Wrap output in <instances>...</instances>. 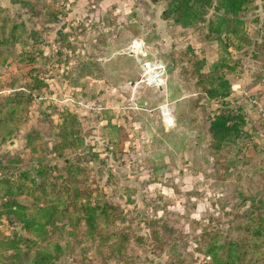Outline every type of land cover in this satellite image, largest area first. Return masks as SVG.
I'll return each mask as SVG.
<instances>
[{"label":"rangeland","instance_id":"obj_1","mask_svg":"<svg viewBox=\"0 0 264 264\" xmlns=\"http://www.w3.org/2000/svg\"><path fill=\"white\" fill-rule=\"evenodd\" d=\"M108 1L99 9V0H0V41L4 43L0 44V118L13 109L6 100L17 91L28 93L36 77L49 85L34 99L27 113L29 123L20 135L12 143L0 140V171L16 178L34 167L35 156L62 171L64 160L52 149L59 141L60 111H71L80 120L84 146L65 157L85 162L97 198L123 212V216L115 213L119 221L108 231L110 236L124 235L127 246L122 254H113L82 222L76 229L71 226L76 215L67 218V229L61 224L57 229L48 227L45 240L24 231L20 222L11 224L3 217L0 264L14 260L9 259L13 252L6 250L5 238L37 240L33 259L39 251H50L55 257V245L66 247L58 260L46 264H169L173 262L170 244L166 245L170 239L182 241L183 246H178L189 253V263L212 264L200 253L201 237L206 235L208 240L209 233L218 232L244 241L238 226L246 222L252 202H264V108L259 104L248 108L245 102L264 100V45L259 29L264 0L259 1V11L239 18L244 46L230 56L220 50L226 43L225 33L212 32L213 23L231 17L216 10L218 0L204 22L189 28L162 19L167 0ZM49 4L62 8L57 24L47 22ZM60 32L68 35V43L60 44ZM165 34L172 38L168 45ZM137 40L144 43L134 44ZM40 51L48 61L18 64L21 53ZM191 51L196 56L194 65L189 62ZM220 57L240 64L238 75L230 80L229 101L246 115L248 137L239 146L217 153L209 127L221 103L203 93L192 72L196 61L203 60V72L214 80ZM147 64L163 67L160 82L148 80ZM243 75L249 79L244 85ZM167 108L170 116L164 117ZM170 117L172 127L166 122ZM108 118L130 136L123 146L110 142ZM34 130L39 132L31 137L40 140L37 153L27 142ZM46 146L49 150L43 151ZM19 200L35 213L32 199ZM107 229L100 226V231Z\"/></svg>","mask_w":264,"mask_h":264},{"label":"trees","instance_id":"obj_2","mask_svg":"<svg viewBox=\"0 0 264 264\" xmlns=\"http://www.w3.org/2000/svg\"><path fill=\"white\" fill-rule=\"evenodd\" d=\"M167 1L168 5L162 13V19L173 20L176 25L189 28L205 21L215 0ZM48 7L50 8L48 9ZM55 8L54 4L47 6L46 13H48L47 22L49 24H57L62 15V8ZM256 8L254 0L217 1L216 10L224 11L225 14L231 16L221 17L213 23L212 27L214 34L225 33L227 36L226 43L221 44L220 50L223 53L230 56V52L240 51L243 48L245 39L238 28L242 24L239 18ZM262 30L264 31V23ZM60 34L63 36L59 41L60 44L68 43V35L62 32ZM0 44L4 43L0 41ZM261 44L264 45V36ZM19 57L20 59L17 61L19 65L34 66L39 64V59L48 61L42 51L37 55L21 53ZM191 57L189 62L192 63L196 58L193 51H191ZM196 64L192 74L197 78L198 86L210 100L221 103V110L211 120L209 127L213 150L218 153L224 147L239 146L248 137L246 115L241 108L233 109L229 101L232 96L230 80L238 75L239 62L232 58L220 57L219 64L216 65L218 76L214 80L203 72L205 67L203 60L196 61ZM33 81L34 85L30 87L28 93L17 91L6 100L5 103L12 104L13 109L0 118V140L2 143H12L20 135L24 126L29 123L27 113L34 99L49 88L44 78L38 76ZM59 120L60 124L57 125L59 133L56 135L59 141L52 151L57 158L64 160L65 165L62 171L58 165H50L45 158L39 156H35L34 167L21 171L16 178L11 177L12 175L3 176L2 172L5 170L0 171V219L5 217L11 224L20 222L24 231L37 239L45 240L49 233L48 227L57 229L61 224V228H66L68 226L67 218L76 215L78 219L76 223L71 224L73 228L76 229L82 222L88 228L91 236L99 235L103 244L113 250V254H122L128 240L122 234H118L119 238L118 235L110 236L108 230L119 221L115 218V213L118 212L120 216H123V212L118 206L109 202L102 203L100 197L97 198L98 194L96 195V191L92 189L93 183L89 167L85 162L82 164V160L65 157L68 151L71 154H76L84 146V137L80 133V120L76 114L67 109L60 111ZM107 122L106 130L111 137L110 142L115 147L123 146L126 141H129L130 136L123 126L113 124L112 118H108ZM38 133L37 130H34L27 141L33 153L38 152L39 148L36 149V146L40 140L38 137L35 139L31 137ZM46 150H49L47 146L43 151ZM44 155L46 154L44 153ZM94 157L95 160H98L97 155ZM58 171L61 173L55 175ZM21 197L33 200L36 204L35 213L32 212V207L19 200ZM245 218L246 222L238 226V231L245 235L244 241L231 239L232 237L218 232L213 235L209 233L208 240L204 238L206 235L201 237L203 248L200 253L209 258L212 264H264V202H252ZM102 225L108 229L100 231ZM71 235L79 237V234L71 233ZM114 237L118 239L113 240ZM4 240L6 250L13 252V255L9 257V259H14L11 264H22L31 260V264L54 263L56 258L58 260L63 255L64 248H66L55 245L53 249L57 253L55 257L50 251H39L33 259L31 253L37 246V240L31 238H20L17 241L8 238ZM168 244H170L168 250L173 258V262L169 264H196L189 263L186 259L189 253L183 247V251L179 248V246H183L182 241L170 239L166 245Z\"/></svg>","mask_w":264,"mask_h":264},{"label":"crops","instance_id":"obj_3","mask_svg":"<svg viewBox=\"0 0 264 264\" xmlns=\"http://www.w3.org/2000/svg\"><path fill=\"white\" fill-rule=\"evenodd\" d=\"M259 1L260 0H255L254 2H255V6L257 7L256 8V10L255 11H259V9H261V7H259L260 6V3H259ZM108 0H99V9H102L103 8V6L105 5V6H107L108 5ZM1 7H2V5H1ZM148 7V6H147ZM2 8H4V7H2ZM263 23H264V19L261 21V26H260V33H261V38H260V40H261V43H262V40H263V36H264V31L261 29V27L263 26ZM156 25H157V23H155ZM168 26V25H167ZM164 38V40H165V42H166V44L168 45L169 43H170V41H169V39H172L171 37H169L168 38V35L167 34H165L164 36H163ZM258 40H259V38H258ZM139 41L140 40H137V41H135L134 42V44L137 42V43H139ZM169 41V42H168ZM142 44L144 43V42H142V41H140ZM136 43V44H137ZM134 44H133V47H134ZM137 52V51H136ZM134 53H135V51H134ZM263 61H264V59H263ZM246 75H243L242 77H243V80H242V85H244V83L247 81V80H249V79H247V76L245 77ZM246 103H247V106H248V108H252L254 105L253 104H259V107H263L264 108V100L263 99H261V98H259V97H257V98H251V99H249L248 101H245Z\"/></svg>","mask_w":264,"mask_h":264},{"label":"built area","instance_id":"obj_4","mask_svg":"<svg viewBox=\"0 0 264 264\" xmlns=\"http://www.w3.org/2000/svg\"><path fill=\"white\" fill-rule=\"evenodd\" d=\"M149 65H150V64H147V65H146L147 68H148V69H147L148 73H149L150 70H152V72H154V73H150V74H149V79L152 78V82H153V83H158V82H160L161 79H162V77H163L164 74H165V71H164V70H163V71H160V70L163 69V67H162V66H158V65H153L152 68H149V67H148ZM155 71L160 72L161 75H160L159 77H155V76H156ZM163 116H164V117L167 116V115L165 114V112L163 113Z\"/></svg>","mask_w":264,"mask_h":264},{"label":"bare ground","instance_id":"obj_5","mask_svg":"<svg viewBox=\"0 0 264 264\" xmlns=\"http://www.w3.org/2000/svg\"><path fill=\"white\" fill-rule=\"evenodd\" d=\"M140 46H141V44H140ZM140 46L138 45L139 48H141ZM148 67L151 68V65H149ZM150 73H154V72H152V70H150V71H149V74H150ZM155 73H156V76H155V77H159V76L161 75V73L158 72V71H155ZM148 80H149V81H152V78H150V79H148ZM164 111H165V114L167 115V117L170 116V111H169L168 108L165 109Z\"/></svg>","mask_w":264,"mask_h":264},{"label":"water","instance_id":"obj_6","mask_svg":"<svg viewBox=\"0 0 264 264\" xmlns=\"http://www.w3.org/2000/svg\"><path fill=\"white\" fill-rule=\"evenodd\" d=\"M166 122H167V125L169 127H172L174 125V119L172 117H170L169 119H167Z\"/></svg>","mask_w":264,"mask_h":264}]
</instances>
